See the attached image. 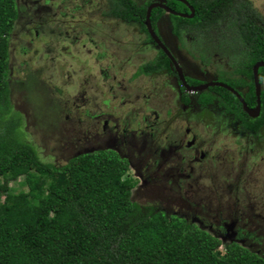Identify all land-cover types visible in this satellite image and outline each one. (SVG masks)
Wrapping results in <instances>:
<instances>
[{"label": "rangeland", "instance_id": "1", "mask_svg": "<svg viewBox=\"0 0 264 264\" xmlns=\"http://www.w3.org/2000/svg\"><path fill=\"white\" fill-rule=\"evenodd\" d=\"M247 1L264 21V0ZM16 3L19 11L8 36L9 99L22 116L25 138L42 161L62 164L71 155L113 149L129 159L123 177L134 181V199L176 215L188 214L191 222L221 242L233 238L264 250V124L255 136L240 133L216 100L208 109L183 104L171 73L133 76L139 65L154 57L156 48L137 22L104 14L105 0ZM157 27L170 46L177 43L166 13ZM231 37L223 20L205 30L202 51L207 65L180 49L174 51L185 72L210 80L218 69L228 72L233 67L230 53L224 62L214 57ZM214 115L217 123L212 122ZM193 134L194 143L183 149L188 170L182 172L176 154L166 161L173 145L163 147ZM160 150L159 177L166 186H145V178H150L146 173L155 176L151 165ZM22 181L20 176L6 185L12 192L25 190ZM217 252L223 254L222 245Z\"/></svg>", "mask_w": 264, "mask_h": 264}, {"label": "trees", "instance_id": "2", "mask_svg": "<svg viewBox=\"0 0 264 264\" xmlns=\"http://www.w3.org/2000/svg\"><path fill=\"white\" fill-rule=\"evenodd\" d=\"M165 1L172 9L189 11L180 1ZM185 1L193 15L169 14L174 34L179 35L178 24L203 30L219 20L226 22L232 33L229 46H235L239 56L232 72H220L218 79L232 88L245 85L247 90L240 95L254 107L252 65L264 61L262 16L247 0ZM105 2L104 14L138 22L145 30L142 20L149 2ZM18 11L16 0H0V264H264L262 247L244 246L233 238L221 242L191 222L188 214L176 215L134 199L130 190L135 183L123 177L128 161L113 149L71 155L62 164L38 157L24 136L22 116L9 99L8 36ZM162 12L159 7L150 10L151 26ZM159 54L139 65L133 76L167 69V58ZM257 79L264 82V67L257 68ZM213 98L253 133L264 123V88L255 118L220 86L202 92L198 102L210 103ZM182 100L187 102L185 96ZM20 176L26 189L12 192L6 183ZM220 245L222 255L217 252Z\"/></svg>", "mask_w": 264, "mask_h": 264}, {"label": "flooded vegetation", "instance_id": "3", "mask_svg": "<svg viewBox=\"0 0 264 264\" xmlns=\"http://www.w3.org/2000/svg\"><path fill=\"white\" fill-rule=\"evenodd\" d=\"M177 1H179V0H177ZM185 1V0H184ZM145 2H149L148 4H147V6L149 5V4H151V3H158V2H160V3H162V4H164L168 9H170V10H172V11H174V12H176V13H179V14H181V15H178V14H174V15H177V16H181V17H187V16H182V15H188L189 14V11L188 12H185V11H181V10H175V9H172V8H170V7H168L167 5H166V1L165 0H162V1H143V2H140L139 4H143V3H145ZM181 2V1H180ZM181 3H183L186 7H187V9L189 10V8H188V6H190L186 1H185V3L184 2H181ZM147 6H146V8H147ZM155 7H157V6H155ZM155 7H152V8H155ZM191 7V6H190ZM192 8V7H191ZM162 9V8H161ZM162 14H161V16L164 14V13H166V16H167V18H168V23H169V27H170V33L172 34V36L175 38V40H176V44H174L173 46H170L168 43H167V41H165L164 40V38L162 37V34L160 33V30L158 29V27H157V21L155 22V25H154V27L153 26H151V24H150V27H151V29L153 30V32L155 33V35L157 36V38L160 40V42L162 43V45L164 46V48L169 52V54L171 55V57L174 59V61L176 62V66L180 69V74H181V76L183 77V80H184V83H185V85L186 86H189V87H197V86H202L203 84H205V83H207V82H221V83H224V84H226V85H228L227 83H225L224 81H220L219 79H218V77H219V75H220V72H223L225 75H228V73L229 72H232V69H233V67L231 68V70L230 71H224V70H222V69H218L217 71H216V75H215V77H213V79H210V80H202L199 76L197 77L196 75H194V73H191V72H189V73H187V72H185V70H184V68L182 67V63L180 62V60H179V56L177 57V55H176V53H175V51L174 50H176V51H178V49H180L181 51H183L186 55H188L191 59H193V60H197L200 64H203V65H207V63H208V58H207V56H205L204 55V53H205V50L204 51H202V37H203V33L205 32V30L206 29H209L210 27H211V25H209V26H205V29H195V28H192V26H189V25H185V24H178V30H179V35H177V34H174V32H173V30H172V23H171V20H170V18H169V14H173V13H170V12H167V11H165L164 9H162ZM192 11H193V9H192ZM145 12H146V10H145ZM192 15H193V13H192ZM160 16V17H161ZM159 17V18H160ZM191 17V16H190ZM158 18V19H159ZM144 19H145V15H144V18H143V20H142V23H143V25H144V27H145V24H144ZM124 21V20H123ZM135 22V21H134ZM138 23V22H137ZM149 23H150V21H149ZM216 23V22H215ZM139 24V26H140V29H141V24L140 23H138ZM214 27V26H213ZM141 31H143L144 32V35H145V39H146V41L147 42H150V43H152L153 44V46L156 48V52H155V54H154V57L153 58H151V60H153V59H155L156 57H159L160 56V54L159 53H162L166 58H167V60H168V67H167V69H163V70H165L166 72H168V73H171V76H170V79L171 80H173V81H175V83H177L178 84V87H177V91H179L180 92V96H179V99H180V101L183 103V104H185V105H189V106H191V105H197V106H199L200 108H205V109H208L209 108V105L213 102V101H215L216 100V102H217V98H213V100H212V102H210V103H206V104H202V103H199L198 102V97H199V95L202 93V92H205V91H208V89L210 88V87H213V86H216V85H213V86H208L207 88H204V89H202V90H196V91H190V90H187L186 89V87L184 86V84L182 83L183 81L180 79V76H179V74H178V71H177V69L175 68V66H174V64L172 63V61H170L169 60V58H168V56L165 54V52L162 50V48H160L158 45H157V43L150 37V35L148 34V32H147V30H146V28H145V30H142L141 29ZM220 44L222 45V42L223 41H221V39H220ZM229 45H231V44H229ZM228 44H227V46H225V49H223V48H218V49H220V51H219V56L217 57V53H215V55H214V57L216 56V58L217 59H219V62L220 61H226V59H227V54L226 53H230V55H232V57L234 56V60H233V66H234V62H236L237 60H236V58H238V56H239V52L236 50V48H235V46H229ZM224 53L226 54V55H224ZM181 58V57H180ZM258 61H261V62H264V61H262V60H258ZM257 62V61H256ZM225 64H226V62H225ZM160 71V70H159ZM233 76V75H232ZM252 81H253V77H252ZM262 83H264V82H262ZM262 83H259L260 84V89H263V87H261V84ZM228 86H230V85H228ZM231 87V86H230ZM232 88V87H231ZM225 89V88H224ZM232 89H234L239 95H240V93H243L244 94V92H246V90H247V87L245 86V85H243V86H239V87H236V88H232ZM243 89V90H242ZM227 90V89H226ZM227 91H229V90H227ZM230 92V91H229ZM232 93V92H231ZM191 94H194L193 96L191 95ZM210 94H213V95H216L214 92H212V91H210ZM183 96H185V98L187 99V102H184L183 100H182V97ZM235 96V95H234ZM241 96V95H240ZM236 97V96H235ZM242 97V96H241ZM243 98V97H242ZM219 107H221V106H219ZM259 110H260V101H259ZM244 112V111H243ZM222 113L223 114H229V115H231V119H233L237 124H235V126H236V128H237V130L240 132V133H247L248 132V134H251V136H255V135H257L258 133H259V130H260V128L263 126V124L264 123H262L260 126H259V128L256 130V132L255 133H253L251 130H249L248 128H245L241 123H240V121L237 119V118H235V116L231 113V112H228V111H225V110H223V108H222ZM245 113V112H244ZM258 114H259V111H258V113H257V115L256 116H254V117H251V118H255V117H257L258 116ZM153 115H154V118L156 119V113L155 112H153ZM191 117H192V115H191ZM190 117V114H189V116L187 117L188 119H190L191 118ZM250 117V116H249ZM214 120H212V122H214V123H217V118H216V115H214ZM143 121H146L145 120V118H142L141 119V122H143ZM195 121H200L199 123H201L202 124V119H198V120H195ZM156 123V122H155ZM225 123V122H224ZM186 131H188L189 130V127H187V126H185V128H184ZM171 134V133H170ZM172 136H174L173 134H171ZM196 135H191V138L190 139H188V140H184V139H176V141H174V142H170V143H167L166 145H165V147H163V149L164 150H167L168 149V147H170V146H172L173 147V152L172 153H170V154H168V156H167V160L166 161H172L173 159L172 158H174V156H175V154L178 156V159H177V161H179V162H181V164L180 165H182L183 166V169H181V171L182 172H186V170H188V169H186L185 168V171H184V161H185V158H184V156H183V149H189L191 146H192V144L194 143V140L196 139V137H195ZM249 141L252 143V141H251V139H249ZM172 144V145H171ZM202 144V143H201ZM157 150V149H156ZM161 152V150L160 151H156V158H155V160L153 161V163H152V165H151V173L153 174V173H155V176L154 175H152V177H151V174H148V173H146L147 171H144L145 173H146V175L148 176V175H150L149 177L150 178H145V180H146V184H145V186H150L151 184H152V182L155 184V182L158 184V185H160V186H162V187H164V186H166V184H164L165 182L163 181V179L162 178H160L159 176H163L162 175V173L160 172V167H159V165H158V161H159V157H158V154ZM200 156L199 157H202V152L199 154ZM126 158V157H125ZM127 159V158H126ZM127 161H128V166H129V159H127ZM157 162V163H156ZM188 173V172H187ZM186 173V174H187ZM155 185H153V188H155L154 187ZM156 189V188H155ZM247 236V235H246Z\"/></svg>", "mask_w": 264, "mask_h": 264}, {"label": "water", "instance_id": "4", "mask_svg": "<svg viewBox=\"0 0 264 264\" xmlns=\"http://www.w3.org/2000/svg\"><path fill=\"white\" fill-rule=\"evenodd\" d=\"M179 1L185 3L184 0H179ZM155 6H157L159 8H162L165 11L170 12V13H173V14H178V15H181V14L176 13V12L168 9L164 4H162L160 2H158V3H151L146 8L144 24H145V28H146L148 34L150 35V37L157 43V45L160 48H162V50L168 56L169 60L172 61V63L174 64L175 68L178 71V74L180 76V79L183 81L182 83L184 84V86L186 87V89L187 90H190V91H196V90L199 91V90H202L204 88H207L208 86H213V85L223 87V88L229 90L230 92H232L236 96V98L238 99V101L241 104L242 110L248 116H250V117L256 116L257 113H258V111H259V92H260V84H259L258 79H257V68L258 67H264V62L257 61V62H255L252 65V77H253V85H254V93H255V106L252 107V108H250V107H248L246 105V103L244 102L243 98L234 89H232L230 86H228V85H226L224 83H221V82H207V83L203 84L202 86H197V87H189V86H186L185 83H184L183 77L180 74V69L176 66V62L171 57V55L169 54V52L164 48V46L162 45V43L160 42V40L157 38V36L155 35V33L153 32V30L150 27V23H149V13H150V10L152 9V7H155ZM188 8H189V14L188 15H182V16H187V17L192 16V13H193L192 8L190 6H188Z\"/></svg>", "mask_w": 264, "mask_h": 264}]
</instances>
